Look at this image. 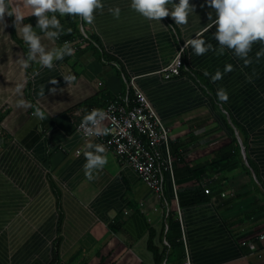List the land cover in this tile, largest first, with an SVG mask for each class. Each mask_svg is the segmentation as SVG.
<instances>
[{
  "label": "crops",
  "instance_id": "1",
  "mask_svg": "<svg viewBox=\"0 0 264 264\" xmlns=\"http://www.w3.org/2000/svg\"><path fill=\"white\" fill-rule=\"evenodd\" d=\"M102 2L93 23L83 21L101 47L80 41L52 69L34 61L25 68L28 47L26 54L12 36L14 16L0 22V264H183L187 256L192 264H264V43H253L247 65L231 50L218 55L215 25L204 31L209 12L215 19L206 0H189L186 25L164 17V27L130 0ZM12 3L23 16L13 27L24 43L30 9ZM117 6L118 19L108 11ZM34 30L48 49L62 46ZM197 32L213 50L197 56L186 46L180 73L165 79L162 69ZM218 70L222 78L213 82ZM124 74L171 129L174 174L160 198L106 147L107 164L85 178V145L102 142L83 139L76 126L124 92ZM97 97L88 112L79 108ZM236 143L240 158L232 150L218 159Z\"/></svg>",
  "mask_w": 264,
  "mask_h": 264
},
{
  "label": "clouds",
  "instance_id": "2",
  "mask_svg": "<svg viewBox=\"0 0 264 264\" xmlns=\"http://www.w3.org/2000/svg\"><path fill=\"white\" fill-rule=\"evenodd\" d=\"M206 3L214 10L215 19H212L213 12L208 13L210 23L206 25L204 31H208L215 25L216 31L213 38L217 41L218 47L215 52L223 55L225 50H231L233 54L242 59L247 65L250 60L247 58L254 42L264 43V0H206ZM12 0H0V22H3L5 15L14 16L16 21H22L23 16L12 11L16 5ZM30 9V16L37 18L36 25L23 24L20 28V34L24 42L28 45L27 60L24 67L27 68L28 62H36L42 68L52 69L54 61L62 60L65 56H71L74 49L67 43L59 47L48 49L42 43L41 35H38L34 28H39L49 41H55L63 31L60 17L65 15L78 16L84 22L92 24L94 20V11H102L104 4L102 0H24V5ZM129 7L140 14L148 21H154L159 26L161 18L170 17L176 25H186L189 16L194 12V7L190 5L189 0H130ZM109 12L115 18L120 16V8L111 7ZM52 14V15H49ZM152 26V25H150ZM154 27V26H153ZM195 38H190L185 42V46H190L195 55L200 56L213 50L211 43H206L203 39V33H194ZM260 53H257L259 58ZM179 63V60L177 61ZM232 70L231 65H225L224 72ZM33 72V76L38 75ZM204 75H209L207 71ZM222 78V73L218 70L211 76L213 82ZM73 77H65V81L72 80ZM55 84V80H51ZM220 101H227V93L223 89L217 91ZM36 116L43 119L44 113L36 111ZM106 118V112L102 109H93L82 118L80 127L86 136H101L107 133L102 122ZM85 163L83 165L85 178L93 180L94 172L102 169L108 162L106 148L103 144L87 143L83 152Z\"/></svg>",
  "mask_w": 264,
  "mask_h": 264
},
{
  "label": "built area",
  "instance_id": "3",
  "mask_svg": "<svg viewBox=\"0 0 264 264\" xmlns=\"http://www.w3.org/2000/svg\"><path fill=\"white\" fill-rule=\"evenodd\" d=\"M82 34L86 40L92 42L93 46L101 47L84 30H82ZM79 41L85 40L80 39ZM65 43L72 49H75L77 44L73 41ZM185 48V45L180 46L173 62L162 69L165 79H170L180 73ZM110 64L120 69L121 65L118 61H112ZM135 80V77L128 81L125 80L126 95H117L104 110L106 118L102 125L108 130L106 134L88 137L80 127L81 122L77 124L76 129L85 140L96 138L101 141L116 155L121 165L134 169L141 181L159 197L164 191L166 175L173 176L174 174L175 159L171 145V129L163 123L151 102L136 85ZM130 90H132L131 96ZM161 147L165 149L164 154L161 152ZM164 204L166 216H168L170 210L167 203ZM165 244L169 246L167 241ZM164 264H167L166 261ZM183 264H192L189 256Z\"/></svg>",
  "mask_w": 264,
  "mask_h": 264
},
{
  "label": "trees",
  "instance_id": "4",
  "mask_svg": "<svg viewBox=\"0 0 264 264\" xmlns=\"http://www.w3.org/2000/svg\"><path fill=\"white\" fill-rule=\"evenodd\" d=\"M49 15H52V14H49ZM55 15H57V18L60 20V23H61V25H62V27H63V31H62V33H61V35L59 36V38L57 39V41L59 42V43H61L62 45L64 44V42H66V41H73V42H76V43H78V42H80L79 40L81 39H83V40H85L86 42H89L91 45H93L92 44V42H90L89 40H86L85 38H84V36H83V34H82V30H84V25H83V20L80 18V17H78V16H63V17H60L59 16V14L58 13H56ZM14 18V17H13ZM13 18L11 19V29H12V36H13V38L17 41V42H19L22 46H23V49H24V51L26 52V54H27V47H28V45L24 42H21L20 40H18L17 38H16V36H15V30H14V27H13ZM36 20H37V18L35 17V16H31V17H28V18H26L25 20H24V22H25V24H27V23H30V24H32L33 25V27H35V25H36ZM39 31H40V29H39ZM88 35V34H87ZM89 37H91L90 35H89ZM92 39H94V40H96L99 44H100V42H99V40L96 38V37H91ZM108 58V57H107ZM183 67V66H182ZM181 67V68H182ZM125 80H129L128 78H126V75L124 74V81ZM121 94H124V96L126 95V83H125V89H124V92L123 93H121ZM129 94H130V96H131V94H132V90H130L129 91ZM114 100V99H113ZM112 100V101H113ZM99 101H100V98H96V99H92V100H90V101H88L86 104H84L83 106H81V107H79L84 113H86V112H88V110L90 109V108H92V107H94V106H96V104H98L99 103ZM111 101V102H112ZM109 105V104H108ZM108 105L106 106V107H104L102 110H105L107 107H108ZM76 110V109H75ZM4 113V112H3ZM0 114V123H1V121H2V119H3V117H4V114ZM225 116H226V121H228L229 120V128L230 129H232V130H234V129H238L239 131H241V127L238 125V124H236L235 122H234V120L231 118V116H228L227 114H225ZM242 132V131H241ZM4 133V129H2L1 128V126H0V138H3L2 137V134ZM2 141L4 142V139H2ZM243 144L245 145V142L243 141ZM2 145H3V143H2ZM173 144H172V149L174 150V148H173ZM234 151V153L235 154H233V155H235V157H239L240 158V145L238 144V143H236V145L235 146H233L232 148H229V150L228 151H226V152H224V153H221L220 155H219V157H218V159H220V160H228L229 159V154H230V152L231 151ZM173 157H174V159H175V156H174V151H173ZM221 163V162H220ZM217 164V163H216ZM211 165H213V164H211ZM246 169L248 170V168L246 167Z\"/></svg>",
  "mask_w": 264,
  "mask_h": 264
}]
</instances>
